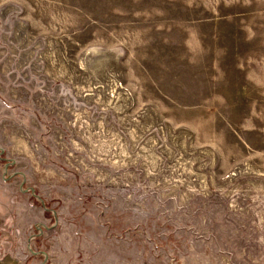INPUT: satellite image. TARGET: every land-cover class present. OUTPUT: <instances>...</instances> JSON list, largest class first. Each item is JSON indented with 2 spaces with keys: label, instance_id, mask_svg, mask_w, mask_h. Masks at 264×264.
Here are the masks:
<instances>
[{
  "label": "rangeland",
  "instance_id": "rangeland-1",
  "mask_svg": "<svg viewBox=\"0 0 264 264\" xmlns=\"http://www.w3.org/2000/svg\"><path fill=\"white\" fill-rule=\"evenodd\" d=\"M0 264H264V0H0Z\"/></svg>",
  "mask_w": 264,
  "mask_h": 264
},
{
  "label": "bare ground",
  "instance_id": "bare-ground-1",
  "mask_svg": "<svg viewBox=\"0 0 264 264\" xmlns=\"http://www.w3.org/2000/svg\"><path fill=\"white\" fill-rule=\"evenodd\" d=\"M97 50V49H96ZM95 51V50H94ZM100 51V50H99Z\"/></svg>",
  "mask_w": 264,
  "mask_h": 264
}]
</instances>
